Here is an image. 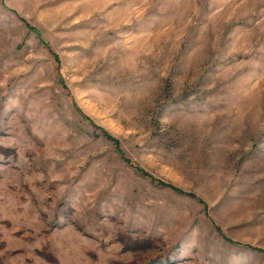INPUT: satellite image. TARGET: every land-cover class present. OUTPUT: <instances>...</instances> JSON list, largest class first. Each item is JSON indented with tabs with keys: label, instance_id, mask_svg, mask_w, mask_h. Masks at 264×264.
<instances>
[{
	"label": "rangeland",
	"instance_id": "1",
	"mask_svg": "<svg viewBox=\"0 0 264 264\" xmlns=\"http://www.w3.org/2000/svg\"><path fill=\"white\" fill-rule=\"evenodd\" d=\"M0 264H264V0H0Z\"/></svg>",
	"mask_w": 264,
	"mask_h": 264
}]
</instances>
